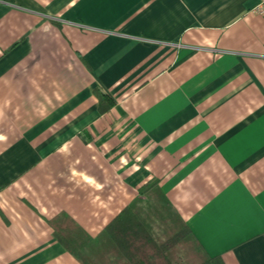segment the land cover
Instances as JSON below:
<instances>
[{"label":"crops","instance_id":"obj_1","mask_svg":"<svg viewBox=\"0 0 264 264\" xmlns=\"http://www.w3.org/2000/svg\"><path fill=\"white\" fill-rule=\"evenodd\" d=\"M259 2L0 0V264H82L61 219L96 237L153 182L208 255L264 264Z\"/></svg>","mask_w":264,"mask_h":264},{"label":"trees","instance_id":"obj_2","mask_svg":"<svg viewBox=\"0 0 264 264\" xmlns=\"http://www.w3.org/2000/svg\"><path fill=\"white\" fill-rule=\"evenodd\" d=\"M101 113L113 104L95 89ZM156 182L139 190L142 198L112 219L96 237L76 222H60L55 237L82 264H224L206 253L188 225L172 210Z\"/></svg>","mask_w":264,"mask_h":264},{"label":"built area","instance_id":"obj_3","mask_svg":"<svg viewBox=\"0 0 264 264\" xmlns=\"http://www.w3.org/2000/svg\"><path fill=\"white\" fill-rule=\"evenodd\" d=\"M253 12L264 19V0H260L259 4L253 9Z\"/></svg>","mask_w":264,"mask_h":264},{"label":"rangeland","instance_id":"obj_4","mask_svg":"<svg viewBox=\"0 0 264 264\" xmlns=\"http://www.w3.org/2000/svg\"><path fill=\"white\" fill-rule=\"evenodd\" d=\"M68 219H69L68 217H63V218L61 219V222H66ZM57 228H58V227H57Z\"/></svg>","mask_w":264,"mask_h":264}]
</instances>
